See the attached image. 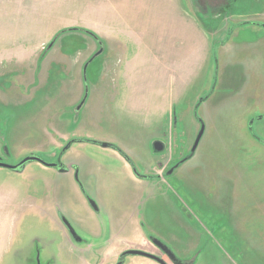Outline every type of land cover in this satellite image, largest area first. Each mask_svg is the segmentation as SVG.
<instances>
[{
  "label": "rangeland",
  "instance_id": "374dc122",
  "mask_svg": "<svg viewBox=\"0 0 264 264\" xmlns=\"http://www.w3.org/2000/svg\"><path fill=\"white\" fill-rule=\"evenodd\" d=\"M109 1L0 0V162L34 155L72 165L77 176L38 163L0 168V264H116L128 249L172 264L148 237L187 264H264V146L246 128L264 116V0L201 12L204 37L193 38L128 26ZM72 29L97 41L55 39ZM97 46L101 55L83 73ZM169 93L186 116L180 123L158 115ZM201 122L194 156L164 175L190 156ZM252 133L264 141V119ZM70 140L84 142L61 155ZM92 142L118 147L138 174L162 180L135 178L118 153ZM124 264L157 263L136 256Z\"/></svg>",
  "mask_w": 264,
  "mask_h": 264
},
{
  "label": "crops",
  "instance_id": "0c3cea01",
  "mask_svg": "<svg viewBox=\"0 0 264 264\" xmlns=\"http://www.w3.org/2000/svg\"><path fill=\"white\" fill-rule=\"evenodd\" d=\"M109 2L113 3L114 7L112 8H114L115 11L116 10L118 11V14L116 15V19L120 21H124L128 26L140 27V28L172 27L173 36L177 35V37L183 36L188 38H191V35L193 38V34L195 35V32L198 36L204 37L203 33L199 31V27L197 25V23L199 22L198 19L200 17L201 12L203 13L205 11L204 13H206V11L210 9L209 12L211 13V15L212 13L216 14L222 9L224 8L226 9L228 4L227 3L221 6H215L213 8L207 6L206 9L202 10L197 4V2H195L194 0H185L184 3L183 0H110ZM187 4L193 10L191 14L189 11H187L189 9ZM173 57H180V54L174 53ZM167 97L168 98H166L165 101L162 103V105L165 107H159L162 108L161 113L158 114L159 108H155L154 112L164 118L167 115L168 120L171 121L175 118V121L177 123H180V118L182 120V118L186 116L182 115L180 117L177 116V114L175 113L174 110L175 95L173 93H169ZM144 105L148 107L159 106V103L155 105L153 104L152 100H148ZM201 105L202 103L199 105V107ZM130 106H132L131 101H130ZM185 111L186 109H184L182 112L186 113ZM259 116H263V115H259ZM248 121L249 120H247V122ZM247 122H246V128L248 129ZM245 133L247 134V131ZM252 141L254 142V140Z\"/></svg>",
  "mask_w": 264,
  "mask_h": 264
},
{
  "label": "water",
  "instance_id": "95a60500",
  "mask_svg": "<svg viewBox=\"0 0 264 264\" xmlns=\"http://www.w3.org/2000/svg\"><path fill=\"white\" fill-rule=\"evenodd\" d=\"M261 26L264 28V24L261 25ZM101 53H102V50H99L98 52H96L86 62V64L83 66V73H85V70H86L87 66L91 63V61L93 59H95L96 57H98L99 55H101ZM85 98H86V96L83 97L82 101L80 102L81 104L79 103L77 110H79L81 108V106L84 104ZM263 119H264V116H257L255 118H253L250 122H248L249 123L248 124L249 131L252 132V125H253L255 120L261 121ZM201 124H202L201 125L202 127H201L199 133L197 134L196 139H195V141L193 143V146H192L191 151H190V156L188 158L184 159V160H181L180 163L177 166H175V168H177L179 165H181V164L185 163L186 161H188L194 155V153H195V151H196V149H197V147H198V145H199V143H200V141L202 139L203 133H204L203 123L201 122ZM79 142H84V140H70L66 144V146L64 148H62L61 155H63L66 151H68L73 143H79ZM259 142H260V144L262 146H264V141H261L259 139ZM92 143L95 144V145H98L99 147H101L103 149H111V150H114V151L118 152L121 155V157L131 166L134 176H136L138 179L146 180V181L150 179L149 176L138 174L137 171L135 170V168L132 165L131 159L122 150H120L118 147H115L112 144L105 143V142H101V143L100 142H92ZM154 145H155V150H154L155 152L163 151L164 144H162L161 142H157ZM29 163H38V164H40V165H42V166H44L46 168L55 169L59 173H65L68 170L67 167L65 165L61 164V163H58V164L46 163L41 158H39L37 156H34V155H30V156L25 157L18 164L13 165V166L6 165V164L0 162V168L6 169V170H9V171H13V172H21V171L24 170L25 166L27 164H29ZM173 170L174 169H171L168 172V176L173 173ZM88 203H89V206L93 209V211H95V212L98 211L97 206H96V204L94 202L88 201ZM60 219H61L62 223L64 224V226L68 229V232H69L70 237L72 238V240L75 243H77V244L81 243L82 239L76 234V232L74 231L72 226L69 224V222L62 215H60ZM150 240H151V243L157 249H159L169 259V261L172 264H181V261L175 256V254L165 244H163L160 240L154 239V238H151ZM136 256L144 258V259L151 260L153 262H156L157 264H167V263L164 262V260L162 258H159L157 256H154V255L150 254V253H147V252H144V251H141V250H136V249L125 250L119 256V258L121 260L119 259V261L116 264H124V259L125 258H127V257H136Z\"/></svg>",
  "mask_w": 264,
  "mask_h": 264
},
{
  "label": "flooded vegetation",
  "instance_id": "af4514ba",
  "mask_svg": "<svg viewBox=\"0 0 264 264\" xmlns=\"http://www.w3.org/2000/svg\"><path fill=\"white\" fill-rule=\"evenodd\" d=\"M93 38V37H92ZM94 39V38H93ZM95 41H97V39H94ZM98 47V51H99V46H97ZM97 51V52H98ZM96 53V52H95ZM94 53V54H95ZM93 54V55H94ZM84 93H85V91H84ZM84 93H83V97H84ZM83 99V98H82ZM82 101V100H81ZM254 124V123H253ZM249 133L251 134V137H252V139H254L255 141H258L259 139L255 136V135H253V133L252 132H250L249 131ZM159 142V141H158ZM259 142V141H258ZM68 143V142H67ZM162 144H163V142H161ZM259 144H260V142H259ZM261 145V144H260ZM192 146H193V144H192ZM192 146H191V148H192ZM191 148H189V150L187 151L188 153H190V151H191ZM62 150V149H61ZM111 150V149H110ZM114 151V150H113ZM116 152V151H115ZM124 152V151H123ZM116 153H118V152H116ZM119 154V153H118ZM120 155V154H119ZM127 155V154H126ZM121 156V155H120ZM128 156V155H127ZM129 157V156H128ZM122 158V157H121ZM130 158V157H129ZM123 159V158H122ZM182 159H183V157H182ZM181 159V160H182ZM162 160H164V159H162ZM162 160H156V163L155 164H157V163H159L160 165H161V167H160V169L159 170H162L161 168H162V163H161V161ZM180 160V161H181ZM180 161L179 162H177L176 164H173L172 166H170L167 170H165V173H164V175L166 174V175H168V172L171 170V169H176L175 168V166H177L179 163H180ZM59 163H61L60 161H59ZM64 165V164H63ZM66 167H67V172H65V173H63V174H69L70 172H73V177H74V175H75V169L73 168V166L72 165H65ZM131 167V166H130ZM132 170V169H131ZM174 170H173V172H174ZM132 174H133V172H132ZM134 175V174H133ZM146 176H149L150 177V180L151 181H154L156 178H160V180H162V176L161 175H156V176H154V175H146ZM135 178H137L136 176H134ZM75 179H77V176L75 175ZM138 179V178H137ZM159 181V180H158ZM157 181V182H158ZM77 183H78V185H79V188L81 189V184H80V182L79 181H77ZM89 204V203H88ZM95 212V211H94ZM98 212V211H97ZM97 212H95V213H97ZM60 219V218H59ZM69 222V221H68ZM60 223H61V225H62V227H63V229L64 230H66V232H68V229L64 226V224L62 223V221H61V219H60ZM71 223V222H70ZM69 223V224H70ZM71 226H72V228L74 229V231L75 232H77V230H79L78 228H77V226H73L72 224H70ZM68 234H69V232H68ZM70 235V234H69ZM151 238H149L148 237V240H149V242H150V244H152L151 243V240H150ZM163 243V242H162ZM164 244V243H163ZM154 246V245H153ZM136 250H138V249H136ZM158 252H160V254L162 255V256H164V254L158 249ZM119 257L117 258V260H116V263L119 261ZM121 260V259H120ZM124 262H125V259H124ZM37 263L39 264V261H38V258H37ZM181 264H187V262H183V261H181ZM190 264H192V262H190ZM193 264H194V261H193Z\"/></svg>",
  "mask_w": 264,
  "mask_h": 264
},
{
  "label": "trees",
  "instance_id": "16d2710c",
  "mask_svg": "<svg viewBox=\"0 0 264 264\" xmlns=\"http://www.w3.org/2000/svg\"><path fill=\"white\" fill-rule=\"evenodd\" d=\"M198 1V4H199V7L203 10V9H206L207 6H210V7H215V6H221V5H224V4H227L229 2V0H197ZM214 3L218 4V5H215ZM244 24H250L248 22H243L242 24H239V25H244ZM235 27V26H234ZM234 27H230V28H234ZM232 30L229 29L228 32H230ZM66 33H78V34H85V35H88V36H91L93 37L94 39H97L92 33L86 31V30H83V29H72V30H67V31H61L58 33L57 37L55 39H58L60 36L66 34ZM203 100V99H202ZM201 100V101H202Z\"/></svg>",
  "mask_w": 264,
  "mask_h": 264
}]
</instances>
